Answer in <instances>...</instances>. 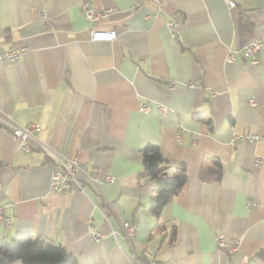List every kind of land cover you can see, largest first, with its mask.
<instances>
[{
    "label": "crops",
    "instance_id": "0c3cea01",
    "mask_svg": "<svg viewBox=\"0 0 264 264\" xmlns=\"http://www.w3.org/2000/svg\"><path fill=\"white\" fill-rule=\"evenodd\" d=\"M81 1L0 0V49L22 52L0 62V206L11 216L0 240L43 236L79 264H264V0H89L112 9L93 26ZM92 28L118 36L92 40ZM255 39L252 63L243 46ZM147 100L166 112L140 111ZM6 118L39 123L28 148ZM147 144L188 174L159 217ZM53 151L81 164L83 189H50ZM126 220L138 224L132 240ZM219 233L239 247L226 252Z\"/></svg>",
    "mask_w": 264,
    "mask_h": 264
},
{
    "label": "built area",
    "instance_id": "2783aa9c",
    "mask_svg": "<svg viewBox=\"0 0 264 264\" xmlns=\"http://www.w3.org/2000/svg\"><path fill=\"white\" fill-rule=\"evenodd\" d=\"M151 2L160 5L162 0H150ZM229 6H235V0H226ZM81 7L83 9L85 17L89 20L91 25H95L96 22L103 17L108 16L112 9L108 7L101 6H92L89 0H82ZM38 15L42 18H45V11L40 10ZM118 33L115 28L111 29H91V39L96 41H113L117 38ZM262 46L261 39L251 40L243 46V49L246 55L249 57L252 63L258 62V54L260 52ZM21 50L17 48H8V49H0V62L2 61H10L16 62L21 57ZM230 59H233V55L229 54ZM170 84L173 85L174 81L171 80ZM255 103V100H252ZM138 109L142 112L150 111L154 106H156L162 113L166 112L167 106L162 103H154L152 101H140ZM8 128L11 130L12 134L17 137L20 141V145L23 148L29 147V140L34 136V130L39 126L38 122H32L24 125H20L13 121L11 118H6L5 123ZM263 136L260 134H250V135H242L243 139L248 141H254L262 138ZM57 162L50 173V189L64 192L71 188H80L83 189L82 182L80 180L79 172L83 171L81 164L75 159H69L64 156L60 152L53 151L52 152ZM259 162V160H257ZM114 179L113 175H109L107 177L108 181H112ZM255 203L253 201H249L248 205L253 206ZM0 223L4 226L8 227L11 225V216L6 213L5 207L0 206ZM138 224L136 222H132L130 220H126L122 222V235L132 240L134 237ZM112 234L114 237L117 236L116 231L112 230ZM104 234L101 231H95L92 233V239L95 241H99L103 238ZM216 243L219 247L226 250V252L231 253L235 251L240 245V239L235 240L230 243L226 240L224 234L219 233L215 237ZM134 264H158L156 258H151L147 262L141 260L137 256H134Z\"/></svg>",
    "mask_w": 264,
    "mask_h": 264
},
{
    "label": "trees",
    "instance_id": "16d2710c",
    "mask_svg": "<svg viewBox=\"0 0 264 264\" xmlns=\"http://www.w3.org/2000/svg\"><path fill=\"white\" fill-rule=\"evenodd\" d=\"M143 165L142 175L157 189L150 200V210L159 217L165 205L172 201L187 182L186 164L165 156L159 145L147 144L143 148ZM169 165H175L178 172H168L166 167ZM17 259L22 264H79L77 257L63 245L25 232L18 233L10 241L0 240V264H9Z\"/></svg>",
    "mask_w": 264,
    "mask_h": 264
}]
</instances>
